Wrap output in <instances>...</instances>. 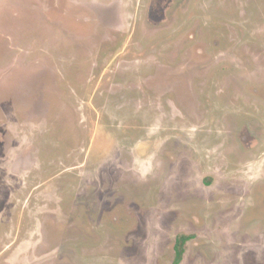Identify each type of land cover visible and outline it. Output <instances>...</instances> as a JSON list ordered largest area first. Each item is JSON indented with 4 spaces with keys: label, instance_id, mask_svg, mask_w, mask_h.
<instances>
[{
    "label": "rangeland",
    "instance_id": "rangeland-1",
    "mask_svg": "<svg viewBox=\"0 0 264 264\" xmlns=\"http://www.w3.org/2000/svg\"><path fill=\"white\" fill-rule=\"evenodd\" d=\"M182 235L178 264H264V0H0V264Z\"/></svg>",
    "mask_w": 264,
    "mask_h": 264
},
{
    "label": "trees",
    "instance_id": "trees-1",
    "mask_svg": "<svg viewBox=\"0 0 264 264\" xmlns=\"http://www.w3.org/2000/svg\"><path fill=\"white\" fill-rule=\"evenodd\" d=\"M190 238V236L182 235L178 237L176 242V258L174 264L180 263L183 257L184 244Z\"/></svg>",
    "mask_w": 264,
    "mask_h": 264
},
{
    "label": "flooded vegetation",
    "instance_id": "flooded-vegetation-1",
    "mask_svg": "<svg viewBox=\"0 0 264 264\" xmlns=\"http://www.w3.org/2000/svg\"><path fill=\"white\" fill-rule=\"evenodd\" d=\"M252 141H250V143H251ZM258 142V141H257ZM257 142H256V144H257ZM252 144V143H251ZM250 144V145H251ZM237 147H238V150H239V143H237ZM260 200H261V197L259 198V196H256L255 197V199L252 201V203H251V206H252V210H257L258 212V214H260V215H262V211L261 210H263V208H261V202H260ZM256 213V214H257Z\"/></svg>",
    "mask_w": 264,
    "mask_h": 264
}]
</instances>
